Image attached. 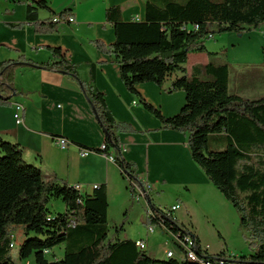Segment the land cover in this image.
I'll use <instances>...</instances> for the list:
<instances>
[{"label": "trees", "instance_id": "16d2710c", "mask_svg": "<svg viewBox=\"0 0 264 264\" xmlns=\"http://www.w3.org/2000/svg\"><path fill=\"white\" fill-rule=\"evenodd\" d=\"M24 4L25 22L6 23L9 28L32 26L38 34H57L75 18L72 9L57 12L46 0H27ZM41 10L50 18L41 19ZM105 21L115 32L114 43L96 39L91 45L117 58L127 90L163 129L188 135L193 161L237 211L252 253L240 257L210 254L200 237L170 208L157 206L136 164L123 157L120 136L135 130L118 122L109 109L96 85L97 64H75L67 50L46 47L52 56L50 62H35L25 55L0 62V106H10L12 95L17 94L15 71L21 66L57 71L77 81L105 135L102 148H79L113 159L128 181L132 196L139 195L137 189L143 193L148 206L146 227L157 226L169 233L183 259L155 260L146 249L138 248L136 241L110 237L105 184L98 185L91 194L85 193L56 174L44 175L25 160L20 145L0 139V264H17L12 235L19 228L25 236L19 259L26 261L34 256L37 264H204V260L194 261V255H186L176 238L183 242L190 238L200 258L264 264V96L251 100L231 94L228 63L213 60L197 64L189 74L186 69L190 53L213 54L206 43L216 35L243 34L264 25V0H147L144 21L126 22L121 6L108 8ZM262 57L264 64V46ZM84 68L89 70L88 79L79 76ZM146 83L157 85L167 94L184 92L182 110L175 116H164L140 94L139 85ZM211 143L220 149L211 150ZM60 199L66 211L52 216L49 205ZM115 229L119 236L124 227ZM61 245H65L64 257L48 260L46 253Z\"/></svg>", "mask_w": 264, "mask_h": 264}, {"label": "crops", "instance_id": "0c3cea01", "mask_svg": "<svg viewBox=\"0 0 264 264\" xmlns=\"http://www.w3.org/2000/svg\"><path fill=\"white\" fill-rule=\"evenodd\" d=\"M146 1L73 0L70 6H57L55 1L49 0L57 12L65 9L63 7H70L75 14L74 23L63 25L57 34H38L32 26L13 30L6 23L23 22H13L10 16L0 17V59L5 61L25 55L35 62H50L52 56L46 47H61L68 51L72 63H96V85L104 94L109 109L118 122L127 123L135 130L120 136L123 157L136 164L138 173L151 187L150 197H153L152 194L158 195L152 198L157 206L170 208L176 205L158 202L160 193L169 186L176 187V190H169L176 193V200L182 207L194 188L213 186L191 157L188 135L163 129L161 123L140 105L139 99L127 90L121 79L117 58L105 55L91 45V41L96 39L107 44L115 41V32L105 21L108 8L121 6L126 22H142L146 18ZM39 16L43 20L50 18L46 11H40ZM210 44L211 41L206 44L208 52L217 53ZM201 54L205 53L199 54L200 60L194 65H206L216 59L212 55ZM190 58L191 53L188 63ZM186 69L189 74L191 69ZM79 76L88 79L89 70L82 69ZM262 82L251 85L235 78L230 89L239 96L248 95V99L254 100L264 96V78ZM14 87L17 94L12 95L10 106H0V139L20 145L25 160L41 168L44 175L56 174L70 185L81 187L85 193L91 194L95 186L105 184L110 201L113 184L122 185L124 178L112 158L93 152L85 158L80 155L79 146L102 148L105 135L78 82L57 71L21 66L15 71ZM138 89L142 97L158 107L166 117L177 115L186 103L184 92L167 94L153 83L141 84ZM16 104L25 108L24 125L15 122ZM54 136L66 138L70 146L66 150L60 149ZM85 186H88L87 190ZM136 200L145 203L144 215L141 217L144 220L147 203L143 197ZM177 211L175 216L179 219ZM149 228L148 233H151ZM157 228L154 227V233ZM202 246L208 249L204 244Z\"/></svg>", "mask_w": 264, "mask_h": 264}, {"label": "rangeland", "instance_id": "374dc122", "mask_svg": "<svg viewBox=\"0 0 264 264\" xmlns=\"http://www.w3.org/2000/svg\"><path fill=\"white\" fill-rule=\"evenodd\" d=\"M46 1L49 2V0ZM53 1H55L57 6H70L73 2V0ZM25 2L27 0H0V17L10 16L13 22H24L26 15ZM8 10L9 12H7ZM218 37L222 38L214 41ZM215 38L209 40L211 41L210 47L217 52L213 53L212 57H216L215 62L217 63H228L230 65L231 83H233V79L235 78L240 79L244 83L249 82L251 85H256L258 82L259 84L263 83L264 64L262 46H264V25L258 29H248L243 34L229 33L216 35ZM199 54L192 52L190 62L186 67L191 69L195 62H199ZM201 55L207 56V53ZM0 61L2 60L0 59ZM244 68L252 70H244ZM230 93L236 94L232 88L230 89ZM244 98L248 99L249 97L245 95ZM256 98L259 99L261 97ZM218 149L220 147L211 143V150ZM121 183L122 185L114 183L111 190L108 211L110 237L134 241L143 239L147 245L145 251L155 260L167 259V252L169 251L173 252L176 258L182 260L183 255L176 241L169 233L162 232L159 228L156 229L154 234L148 233V229L144 224L145 217L144 220L141 218L145 210L144 201L137 202L138 196L132 197V194L126 188L129 187L128 181L123 180ZM85 188L87 190L88 186H85ZM169 188L176 190V187H166L164 192L160 193L158 202L169 206L178 204L176 193L169 190ZM178 191H181V189H178ZM152 196L155 199L158 195L152 194ZM186 202V205H182L177 211V216L182 223L198 234L201 243L208 247L210 253H225L234 257L251 255L252 251L246 240L248 233L241 226V220L237 211L215 187L194 188L188 195ZM49 209L52 216L66 211L65 204L61 199L52 200ZM120 225H123L124 229L119 232L118 236L115 228ZM12 238L14 246L13 256L16 263L37 264L34 256L26 261L19 259L20 245L25 239V236L22 235V228L17 229L13 233ZM64 253L65 245H61L47 252L46 258L50 261L58 260L64 257Z\"/></svg>", "mask_w": 264, "mask_h": 264}, {"label": "built area", "instance_id": "2783aa9c", "mask_svg": "<svg viewBox=\"0 0 264 264\" xmlns=\"http://www.w3.org/2000/svg\"><path fill=\"white\" fill-rule=\"evenodd\" d=\"M70 22L74 23V19H71ZM14 110H15L14 119H15L16 124L17 125H24V111H25L24 106L21 104H16L14 106ZM54 141H55L56 145L62 150H66L71 144L66 138H63V137H57L54 139ZM89 154H90V151H88V150H85V149L80 150V155L83 158L87 157ZM77 187L79 189H81V187H79V186H77ZM96 187L97 186H95L94 188H96ZM137 191L139 194V195H137L138 196L137 199L139 200L141 197H143V193L139 189H137ZM180 208H181V205L176 204V205L170 207V211L175 213ZM154 227H157V226H151L149 228V231L151 233H154ZM176 240L184 248L186 255H194V261L204 260V264H238L235 260H224V259L216 258L217 260L213 261V260H207L206 258H200L199 255L196 253L195 243L190 238H187L185 240V242L181 241L178 238H176ZM139 241H142L143 247H147L145 241H143V240H139ZM167 257L170 258V257H175V256H174V253L170 251L167 253Z\"/></svg>", "mask_w": 264, "mask_h": 264}, {"label": "bare ground", "instance_id": "6f19581e", "mask_svg": "<svg viewBox=\"0 0 264 264\" xmlns=\"http://www.w3.org/2000/svg\"><path fill=\"white\" fill-rule=\"evenodd\" d=\"M77 188H78V187H77ZM78 189H79V188H78ZM136 245H137V247L140 248V249H143V250L146 249V247H143V243H142V241H137V242H136Z\"/></svg>", "mask_w": 264, "mask_h": 264}]
</instances>
